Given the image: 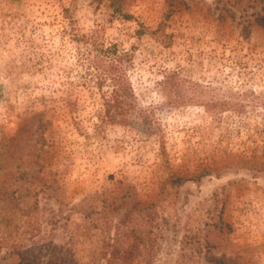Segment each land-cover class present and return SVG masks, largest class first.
I'll return each instance as SVG.
<instances>
[{
	"label": "rangeland",
	"instance_id": "obj_1",
	"mask_svg": "<svg viewBox=\"0 0 264 264\" xmlns=\"http://www.w3.org/2000/svg\"><path fill=\"white\" fill-rule=\"evenodd\" d=\"M249 4L188 0L161 32L164 0H126L122 15L98 0H0V264H264V31ZM94 33L130 55L150 124L100 127L111 88L96 87L80 41ZM171 73L185 103L163 89ZM128 229L145 243L113 248Z\"/></svg>",
	"mask_w": 264,
	"mask_h": 264
},
{
	"label": "trees",
	"instance_id": "obj_2",
	"mask_svg": "<svg viewBox=\"0 0 264 264\" xmlns=\"http://www.w3.org/2000/svg\"><path fill=\"white\" fill-rule=\"evenodd\" d=\"M99 2H108L109 7L112 9L114 15H122L123 7L126 0H98ZM165 11L163 14L162 22L159 24L157 31H163L167 21L176 14L181 8L187 6L188 0H164ZM249 7L253 10L250 20L247 24L249 27L259 26L264 31V0H248ZM248 18V17H247ZM248 28V26H247ZM80 41L84 42L87 47L85 59L89 63V68L92 70L93 81L99 91H102L105 86L110 87L108 97H103V112L99 115L100 127L104 125H127L133 117H139L145 123L150 124V113L142 112L137 109L136 98L132 85L126 76V64L130 60V55L126 52L119 51L116 44L106 45L100 39L97 33L92 35L83 36ZM182 79L177 73H171L166 76L162 81L164 91L170 99L175 103H185L186 96H182L179 91ZM174 96V97H173ZM177 181H180L178 179ZM116 211V210H115ZM135 211L138 214H148L151 211V206L147 204H137ZM207 230L206 245L210 250L219 249L223 244V233L226 225L221 219L210 224H206ZM129 230V229H128ZM142 231L129 230L126 233L116 234L112 240L113 248L127 249L133 242L131 234L138 235L140 243H145ZM150 234V231L148 232ZM148 233L145 235L147 236ZM222 257L217 260L218 263H223ZM29 264H42L32 262ZM46 264H81L80 260H76L72 255L70 259L61 260L59 263L48 262Z\"/></svg>",
	"mask_w": 264,
	"mask_h": 264
}]
</instances>
